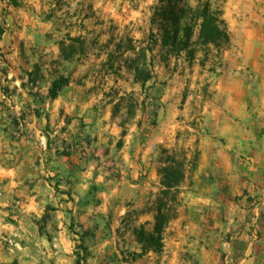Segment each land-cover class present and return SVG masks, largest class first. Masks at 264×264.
<instances>
[{
	"label": "rangeland",
	"instance_id": "rangeland-1",
	"mask_svg": "<svg viewBox=\"0 0 264 264\" xmlns=\"http://www.w3.org/2000/svg\"><path fill=\"white\" fill-rule=\"evenodd\" d=\"M200 1L206 0H186L192 6ZM158 2L0 0V138L9 139L15 152L20 141L39 139L34 125L46 126L52 149L61 148L67 162L79 168L70 178L85 172L89 182L74 194L58 188L62 180L50 176L57 187L55 201L45 191L41 209L29 217L51 242L66 235L70 249L64 264H181L169 245L175 231L168 228L175 220L164 233L161 253L140 257L136 230L145 224L153 229L163 151L176 150L193 161L209 134L203 125L208 108L224 107L231 118L247 124L256 151L242 157L255 158L264 171V115L259 111L264 106V0L249 7L227 0L230 48L218 56L213 47L197 45L192 64L185 53L164 62L159 47L153 57L142 53L154 47L158 27L152 18ZM151 60L154 78L143 85L129 67ZM62 76L70 84L51 101L49 90ZM240 106V115L228 111ZM230 123L223 125L229 128ZM219 138L226 145L227 139ZM126 146L148 152L143 161L148 172L142 179L151 185L139 188L134 197L115 190L118 158ZM196 172L189 167L178 195L182 202L174 205L177 218L185 213ZM142 179L137 182L144 186ZM259 187L264 191V185ZM85 231L91 237L83 245L79 235Z\"/></svg>",
	"mask_w": 264,
	"mask_h": 264
},
{
	"label": "crops",
	"instance_id": "crops-1",
	"mask_svg": "<svg viewBox=\"0 0 264 264\" xmlns=\"http://www.w3.org/2000/svg\"><path fill=\"white\" fill-rule=\"evenodd\" d=\"M237 1L248 7L259 2ZM227 16L226 13V19ZM263 107H259L261 115ZM206 111L203 125L209 134L201 141V158L185 199V213L168 228L175 231L169 245L181 264H214L212 258L221 260L218 264H264V196L259 203V195L264 193L259 187V183L264 185V171H259L255 158L242 157L248 151V156L255 153L253 138L247 124L231 118L226 108ZM228 111L233 115L244 112L241 106ZM225 121L233 122L227 128ZM32 129L39 139L20 141L15 152L9 139L0 138V264H64L70 249L66 235L61 233L51 242L29 217L41 209V194L46 191L52 198L56 195L57 187L48 180L50 176L61 179L58 188L68 193L82 192L89 185L85 172L70 178L79 168L67 162L61 148L52 149L44 133L46 126L34 125ZM219 137L227 139L226 145ZM147 153L128 146L123 149L118 158L121 170L115 180L117 192H132L134 197L139 188L146 190V185H151L142 179L148 172V166L143 164ZM138 178L144 186L137 182ZM100 179L108 184L105 178ZM67 195L65 192L62 196Z\"/></svg>",
	"mask_w": 264,
	"mask_h": 264
},
{
	"label": "trees",
	"instance_id": "trees-1",
	"mask_svg": "<svg viewBox=\"0 0 264 264\" xmlns=\"http://www.w3.org/2000/svg\"><path fill=\"white\" fill-rule=\"evenodd\" d=\"M227 0L200 1L192 6L186 0H159L153 8L152 25L158 27V33H153L154 47L144 48L142 53L147 58L152 55L155 47H159L161 58L168 62L171 57L186 54V60L192 64L197 56L196 46L213 47L218 56H222L231 46V36L225 20L224 4ZM198 33V34H197ZM197 34V36H196ZM137 48H133L136 51ZM134 71L139 82L146 85L154 78V65H140L135 62L129 67ZM70 84V79L60 77L54 81L49 90V100L56 101ZM165 158L159 169L161 192L154 213V226L147 230L142 225L136 230L137 241L141 247V256L150 252L161 253L164 248V233L170 223L177 219L175 204H180L178 195L188 180L189 167L196 171L199 167L201 151L197 149L194 160H188L187 155L178 154L176 150H164ZM85 245L90 232L79 235ZM82 251L88 256L89 249L84 246ZM13 264H17L14 262Z\"/></svg>",
	"mask_w": 264,
	"mask_h": 264
}]
</instances>
